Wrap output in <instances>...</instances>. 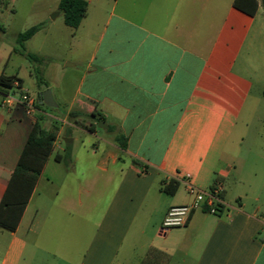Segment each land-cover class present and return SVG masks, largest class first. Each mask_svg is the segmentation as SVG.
<instances>
[{
	"label": "crops",
	"instance_id": "obj_1",
	"mask_svg": "<svg viewBox=\"0 0 264 264\" xmlns=\"http://www.w3.org/2000/svg\"><path fill=\"white\" fill-rule=\"evenodd\" d=\"M59 1L40 5L32 25L60 11ZM86 1L72 34L82 27L84 39L94 28L95 37L80 67L68 62L63 80L54 81L53 108L63 112L33 114L6 103L24 81L0 91V202L42 113L62 121L55 155L74 142L70 126L105 148L94 143V165L81 175L78 157L67 168L50 155L18 227L0 226V264H32L35 256L37 264H130L132 257L142 264L151 248L167 253L168 264H264L260 129L244 151L264 100V5L251 15L234 0ZM8 6L0 1V18ZM13 53L0 43V75L20 77L21 66L6 73ZM94 109L114 126L102 128L109 134L81 127L78 113L69 116ZM176 182L174 193L163 189ZM216 182L223 184L220 212L195 209L185 225L161 232L168 208L191 202L189 183L207 190Z\"/></svg>",
	"mask_w": 264,
	"mask_h": 264
},
{
	"label": "rangeland",
	"instance_id": "obj_2",
	"mask_svg": "<svg viewBox=\"0 0 264 264\" xmlns=\"http://www.w3.org/2000/svg\"><path fill=\"white\" fill-rule=\"evenodd\" d=\"M45 1L46 0H10V6L3 10L0 18V24L3 28L0 43L14 47L16 45L17 33L29 28L36 20L39 19V6L43 5ZM35 4L37 6V11H32L33 5L35 6ZM260 16H262V13H260ZM52 17H54V19ZM49 19L43 23V26L39 31H37L25 42L26 50L42 56V61L39 63L32 62L24 55L16 52L13 53L10 58L9 64L6 68V73H15L18 67L21 66L19 76L24 81L23 89L29 91L31 96L36 99L35 101H37L38 94L43 91L44 87V85L39 86L37 82L36 70L39 69L41 72L40 75H42L45 83L48 85L47 88L51 89L55 101L59 103V91L55 87L54 81L61 82L63 80L65 77L63 74L66 69H68L66 67L68 62L73 63L72 61H75L76 67H80L81 63L89 55V47L92 38L95 37L96 31L92 28L88 33L89 35H87L88 37L83 39V37L86 36L84 31L85 29L79 27L76 34H72L74 27L68 26L65 23L62 12L58 10L51 12L49 14ZM21 92L13 94L18 96ZM44 110L49 113L52 111L56 114L62 113L64 108L60 105L58 108L45 107ZM84 113L87 114L88 111H85ZM41 116L47 121V127L52 128V121L49 120L50 115L42 113ZM66 120L68 121L69 118L67 117ZM91 121V118L87 115H80L78 118V124L84 128H89ZM65 125H67V123H65ZM70 128L71 136L75 137V140L71 144V147H69L68 152L66 150L61 151L64 156L63 164L68 168V166H71L75 161V157H78L79 161L76 165V173L81 175L83 169H85L87 165H94L95 158L93 159L90 156V152L94 149V143L100 150L105 148V145L101 143L100 140L88 135L78 128L71 126ZM97 129L100 132V136L109 134L100 127H97ZM259 129L262 133H264V100L259 104L254 120L251 123L249 138L247 139V143L244 144V151L252 145L251 143L254 142L252 137ZM64 147H66L65 142ZM55 153L56 151L53 152V155H55ZM246 156L247 155H244L243 157ZM248 156L251 157V155ZM53 160L54 159H51L50 162L52 165L55 164ZM233 186V180L229 181L227 184L229 194ZM1 241L0 237V243ZM161 259H163V262L165 261V258L161 257ZM137 261L138 260L132 257L130 264H136ZM32 264H37V256L33 259Z\"/></svg>",
	"mask_w": 264,
	"mask_h": 264
},
{
	"label": "trees",
	"instance_id": "obj_3",
	"mask_svg": "<svg viewBox=\"0 0 264 264\" xmlns=\"http://www.w3.org/2000/svg\"><path fill=\"white\" fill-rule=\"evenodd\" d=\"M1 1V0H0ZM260 4L264 5V0H234L235 7L251 14L255 15ZM87 1L86 0H60L59 10L64 15V21L68 26L78 27L86 15L87 12ZM43 26V22L34 24L29 28L19 32L16 36V45L13 47V51L21 55H24L32 62L39 63L42 61L43 57L28 52L25 48V42L30 39L37 31H39ZM3 28L0 24V32ZM41 72L39 69L36 70V78L39 86L47 88V83H45ZM23 84V79L18 77L16 74L6 75L2 73L0 75V91L7 93L15 85L21 87ZM41 93L40 99L37 100V107L43 109L49 107L41 103ZM53 108V107H50ZM80 114L81 116L87 115L91 118L90 130L98 127L99 121H105V117L100 110L94 109L91 112L85 114L84 112H70L69 116L75 114ZM43 117L38 116L33 127L28 136L27 142L22 150L19 157L17 165L11 175L3 198L0 202V226L8 229L15 230L20 222L21 216L24 209L33 193L36 186L39 175L41 174L45 164L47 163L50 155L54 152L55 141L58 137V130L60 128L61 122L59 120L53 119L52 128H47L42 123ZM114 126L109 125L108 130H114ZM116 141L122 148L126 146V137L116 136ZM70 146V143H66V148ZM68 152V148L66 149ZM55 158L61 160L64 158L63 155L57 153ZM136 162V161H135ZM178 183L164 187L163 189L168 193H174L177 189ZM222 205H220L218 212H220ZM207 209L206 207H203ZM208 210V209H207ZM217 212V213H218ZM161 257L165 258L163 262ZM169 255L157 248H151L147 256L143 259L142 264H168Z\"/></svg>",
	"mask_w": 264,
	"mask_h": 264
},
{
	"label": "built area",
	"instance_id": "obj_4",
	"mask_svg": "<svg viewBox=\"0 0 264 264\" xmlns=\"http://www.w3.org/2000/svg\"><path fill=\"white\" fill-rule=\"evenodd\" d=\"M35 100L27 90H23L18 96L13 93L5 95L6 103L22 105L33 114L40 113ZM188 193L192 196L191 202L168 208L161 223V232L165 233L171 228L185 225L195 209L206 207L209 212L217 213L220 205L223 204V184L221 182H216L207 190L189 183Z\"/></svg>",
	"mask_w": 264,
	"mask_h": 264
},
{
	"label": "water",
	"instance_id": "obj_5",
	"mask_svg": "<svg viewBox=\"0 0 264 264\" xmlns=\"http://www.w3.org/2000/svg\"><path fill=\"white\" fill-rule=\"evenodd\" d=\"M41 103L45 104L49 107H57V102L54 100L51 89L46 88L41 92ZM98 127L100 128H106L108 125L105 123V121H99ZM68 139L71 141V138H65V141L67 142Z\"/></svg>",
	"mask_w": 264,
	"mask_h": 264
}]
</instances>
